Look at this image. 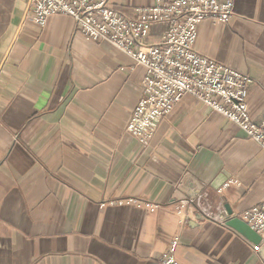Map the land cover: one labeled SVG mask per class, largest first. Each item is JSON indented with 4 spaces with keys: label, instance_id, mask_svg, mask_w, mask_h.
I'll list each match as a JSON object with an SVG mask.
<instances>
[{
    "label": "crops",
    "instance_id": "obj_1",
    "mask_svg": "<svg viewBox=\"0 0 264 264\" xmlns=\"http://www.w3.org/2000/svg\"><path fill=\"white\" fill-rule=\"evenodd\" d=\"M153 2L109 0L127 17ZM163 30L153 25L145 41ZM194 49L252 78L258 121L264 0H233L228 22L202 21ZM143 75L72 17L39 27L28 0H0V264H162L174 240L180 264H264V240L225 224L228 209L264 200V150L188 94L141 144L124 127Z\"/></svg>",
    "mask_w": 264,
    "mask_h": 264
},
{
    "label": "built area",
    "instance_id": "obj_2",
    "mask_svg": "<svg viewBox=\"0 0 264 264\" xmlns=\"http://www.w3.org/2000/svg\"><path fill=\"white\" fill-rule=\"evenodd\" d=\"M28 1L35 25L43 27L53 14L68 15L75 31L86 39L106 42L144 67L142 96L124 127L141 144L149 142L158 122L188 94L236 124L264 150V112L256 121L247 107L252 78L194 49L199 24L228 22L233 0H154L150 6L137 7L133 17L118 13L109 0ZM156 24L164 25V30L159 40L147 43ZM237 217L264 240V200ZM175 246L174 240L169 252L162 254V264H180L172 254Z\"/></svg>",
    "mask_w": 264,
    "mask_h": 264
},
{
    "label": "water",
    "instance_id": "obj_3",
    "mask_svg": "<svg viewBox=\"0 0 264 264\" xmlns=\"http://www.w3.org/2000/svg\"><path fill=\"white\" fill-rule=\"evenodd\" d=\"M226 180H223L216 188L220 187ZM198 191H193L190 193H187V196L189 198H195L197 195ZM200 215L198 213L195 214V218H199ZM225 224L234 230H236L239 234L244 236L247 240H249L251 243L254 245H258L261 241L260 236L255 233L244 221H242L239 217L237 216H232V211L230 209L227 210V217H226V222ZM264 250V244L260 248V252Z\"/></svg>",
    "mask_w": 264,
    "mask_h": 264
}]
</instances>
